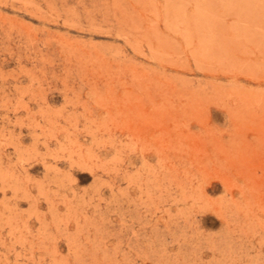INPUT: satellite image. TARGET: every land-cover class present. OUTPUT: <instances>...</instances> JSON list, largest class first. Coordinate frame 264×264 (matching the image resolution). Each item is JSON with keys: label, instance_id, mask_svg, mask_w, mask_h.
I'll use <instances>...</instances> for the list:
<instances>
[{"label": "rangeland", "instance_id": "374dc122", "mask_svg": "<svg viewBox=\"0 0 264 264\" xmlns=\"http://www.w3.org/2000/svg\"><path fill=\"white\" fill-rule=\"evenodd\" d=\"M0 264H264V0H0Z\"/></svg>", "mask_w": 264, "mask_h": 264}]
</instances>
